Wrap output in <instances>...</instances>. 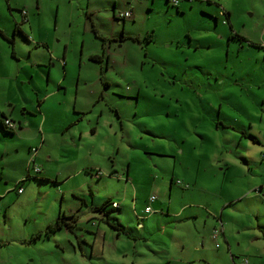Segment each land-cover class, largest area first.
Instances as JSON below:
<instances>
[{
    "label": "rangeland",
    "instance_id": "1",
    "mask_svg": "<svg viewBox=\"0 0 264 264\" xmlns=\"http://www.w3.org/2000/svg\"><path fill=\"white\" fill-rule=\"evenodd\" d=\"M260 45L264 0H0V264H264Z\"/></svg>",
    "mask_w": 264,
    "mask_h": 264
},
{
    "label": "crops",
    "instance_id": "2",
    "mask_svg": "<svg viewBox=\"0 0 264 264\" xmlns=\"http://www.w3.org/2000/svg\"><path fill=\"white\" fill-rule=\"evenodd\" d=\"M20 14H21V12H20ZM28 17H29V13H28ZM20 20H22V14H21V18H20ZM27 24V23H26ZM26 24H24V26L26 25ZM24 26H23V28H24ZM15 31H16V28H15ZM3 32V31H2ZM22 33L24 34V35H26L27 37H29L28 35H27V33L24 31V30H22ZM13 54H15V51L13 52ZM3 115H6L4 112H3ZM5 117V116H4ZM3 117V118H4ZM8 117V116H7ZM11 118V117H10ZM3 120V119H2ZM14 120V119H13ZM15 121V120H14ZM18 124V123H17ZM19 127H21V124L19 125L18 124V128ZM17 128V129H18ZM35 162H36V160H35ZM34 162V164H36ZM39 166V165H38ZM34 167V166H33ZM40 167V166H39ZM35 168V167H34ZM41 168V167H40ZM42 170V169H41ZM40 170V171H41ZM98 170H96V172H97ZM29 172H30V167L28 168V174H29ZM95 172V173H96ZM27 174V175H28ZM26 175V176H27ZM102 175H99V178L101 177ZM127 178H128V180H129V176H127ZM24 179V178H23ZM260 188H262V189H264V187H260ZM260 188L258 189V192L259 193H261V191H260ZM17 190H18V188H16ZM25 191V189H24V187H23V191L22 192H19L18 191V193H20V194H22L23 192ZM115 202H118V201H115ZM119 204H120V208H121V203L120 202H118ZM229 205H232V203H230ZM146 209V208H145ZM181 212H182V210H180V211H175L173 214H171V215H174V216H177V217H180L181 216ZM145 218H143V219H146L147 218V213H146V211H145ZM197 216V215H196ZM188 218H190V216H188ZM197 218H198V216H197ZM182 219H184V218H182ZM75 224H77V220H76V222H75ZM226 223L224 222V224L222 225V233H223V235H224V237H225V240L227 241V243L229 244V250H230V253L232 254V257H233V260H234V262L236 263L237 262V260H236V255H235V253H234V251H232V249L230 248L231 247V245H230V243H229V240H230V238H229V235L227 236V232H226ZM217 230L218 229H216V231H215V236L217 235ZM212 237H214V234L212 235ZM199 252L200 253H202L201 254V256H202V264H222L221 262H222V260H220V259H223V261H224V258H226V255H227V252H226V250H221V249H218V250H214V249H212V250H208V251H204V250H199ZM200 253H199V255H200ZM248 260V259H247ZM244 261V260H243ZM243 261H241V263H239V264H242L243 263ZM201 263V262H200ZM223 264H224V262H223ZM237 264V263H236ZM247 264H249V260H248V263Z\"/></svg>",
    "mask_w": 264,
    "mask_h": 264
},
{
    "label": "trees",
    "instance_id": "3",
    "mask_svg": "<svg viewBox=\"0 0 264 264\" xmlns=\"http://www.w3.org/2000/svg\"><path fill=\"white\" fill-rule=\"evenodd\" d=\"M171 2H172L173 4H175V5H178V4H179V0H177V3H175L174 0H171ZM221 15L225 17V21H226V22L230 23L231 13H230L229 11L222 10V11H221ZM25 17H26V19H27V22H29L28 14H25ZM12 41L14 42V39H12ZM260 47L264 48V45H260ZM92 58L95 59V60H97V61H101V60H102V58H101L100 56H93ZM5 116L7 117V115H5ZM1 124H2V127H3L4 129L8 130V131H15L13 128H7L3 121L1 122ZM39 172H40V171H39ZM32 177H33V176H32L31 174H28V176H27L26 178H24L23 180L20 181V183L18 184L17 188H18V189L23 188V184H24L27 180L31 179ZM260 191H261V193H262L263 189L260 188ZM83 201H84V200H83ZM84 202H85V201H84ZM114 202H115V201H111V200H110V201H107V203H105L102 207H95V210L100 208V211H102L101 209H104V208L107 206L108 203H111V204L113 205V210H118V209H120V206H118V207L115 206V205H114ZM104 213H106V214H110L109 211H105ZM72 217H73V222H74V223H71L70 221H66L67 216H66V215H62V214H60L59 217H58V219H57V221L49 225V229H48V231H49V232H56V231H58V230H61V229L64 228L65 226L72 227V226L75 224L76 220H77V216L72 215ZM39 235H41V234H39Z\"/></svg>",
    "mask_w": 264,
    "mask_h": 264
},
{
    "label": "built area",
    "instance_id": "4",
    "mask_svg": "<svg viewBox=\"0 0 264 264\" xmlns=\"http://www.w3.org/2000/svg\"><path fill=\"white\" fill-rule=\"evenodd\" d=\"M174 1H175V3H177V0H174ZM131 15H132V12L131 11H127L124 14H122V16H125V17H130ZM5 124L8 127H11V128H14L16 126V123L12 119H10V118H6ZM32 162L34 163L35 162V159H32ZM35 167H36V170L37 171L40 170V168H39L38 165H35ZM18 191L19 192H22L23 191V188L18 189ZM156 199H157V197L155 195H153L150 200L153 203V202L156 201ZM114 205L118 207L119 206V203L118 202H114ZM145 211H146L147 214H151L152 212H155L156 210H155V208L153 207L152 204H149V205L146 206ZM247 263H248V260L246 259V260L243 261L242 264H247Z\"/></svg>",
    "mask_w": 264,
    "mask_h": 264
},
{
    "label": "flooded vegetation",
    "instance_id": "5",
    "mask_svg": "<svg viewBox=\"0 0 264 264\" xmlns=\"http://www.w3.org/2000/svg\"><path fill=\"white\" fill-rule=\"evenodd\" d=\"M24 9H21L20 10V12H21V14H22V20H19V21H16V23H17V25H16V31H18V30H23V26H24V24H26L27 23V19H26V17H25V15H24V11H23ZM93 56H100L101 58H102V60H103V56H101V55H97V54H94V55H92L91 56V58L93 57ZM93 59V58H92ZM93 60H95V59H93ZM101 60V61H102ZM97 61V60H96Z\"/></svg>",
    "mask_w": 264,
    "mask_h": 264
},
{
    "label": "bare ground",
    "instance_id": "6",
    "mask_svg": "<svg viewBox=\"0 0 264 264\" xmlns=\"http://www.w3.org/2000/svg\"><path fill=\"white\" fill-rule=\"evenodd\" d=\"M24 15H25V11H24ZM121 16H122V15H121ZM122 17H123V18H127V17H125V16H122ZM6 118H10V117H6V116H5V117L3 118L2 121L4 122V124H5V120H6ZM10 119H12V118H10ZM12 120H13V119H12ZM13 121H14V120H13ZM14 122L16 123V126H15L13 129L16 131L17 128H18V124H17L16 121H14ZM5 125H6V124H5ZM6 127H7V128H11V127H8L7 125H6ZM32 163H33V162H32ZM33 164H34V163H33ZM34 167H35V164H34ZM39 168H40V167H39ZM34 170L37 171V170H36V167L34 168ZM40 170H41V169H40ZM40 170H39V171H40ZM39 171H37V172H39ZM119 206H120V204H119Z\"/></svg>",
    "mask_w": 264,
    "mask_h": 264
}]
</instances>
